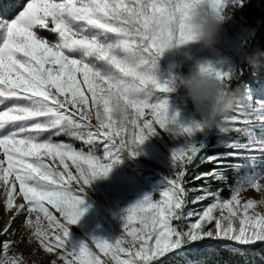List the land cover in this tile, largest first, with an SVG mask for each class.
<instances>
[{"label":"snow or ice","instance_id":"snow-or-ice-1","mask_svg":"<svg viewBox=\"0 0 264 264\" xmlns=\"http://www.w3.org/2000/svg\"><path fill=\"white\" fill-rule=\"evenodd\" d=\"M198 5L243 13L264 0H25L13 18L0 16V187L7 210L25 215L24 227L40 248L63 264H165L201 252H226L251 264L245 258L264 249V214L255 200H241L247 189L264 190V98L254 100L248 88L234 114L221 118L222 129L184 124L170 117L168 81L157 79L149 63L171 43L191 39L187 21ZM236 23L232 13L227 26ZM257 34L241 25L233 42L225 29L224 44L234 58L201 71L213 72L232 93ZM157 128L183 141L172 152L174 174L165 190L126 210L115 242L91 238L70 245L71 228L84 215L82 195L95 179L108 176L119 153L137 156L134 149L160 135ZM214 129L222 134L214 147L222 151L207 154ZM61 136L87 151L55 139ZM98 146L103 156L96 154ZM194 164L213 167L193 177L203 181L198 188H189L186 176ZM190 194L192 204L208 203L185 211ZM18 198L23 202L17 204ZM10 230L11 224L4 235ZM15 243L2 242L0 264H24L10 254Z\"/></svg>","mask_w":264,"mask_h":264},{"label":"rangeland","instance_id":"rangeland-1","mask_svg":"<svg viewBox=\"0 0 264 264\" xmlns=\"http://www.w3.org/2000/svg\"><path fill=\"white\" fill-rule=\"evenodd\" d=\"M226 10H229L231 14H236V25L234 27L226 26L227 36L233 42L236 41L241 25L256 29L253 22L259 24L258 21L251 20L248 9H245L243 13L239 9L228 8ZM241 15L243 19H241ZM42 34L50 40L56 39L53 34L46 31ZM223 49L226 57L232 59L227 51L232 54L233 52L225 44L223 45ZM191 52L197 58H211V54L203 51L199 46H192ZM172 64L180 65V68L176 71L178 74L185 76L189 74L190 69L193 67V63L187 61L182 54L174 55L166 52L160 61L161 71L164 74L161 82L167 79L169 66ZM248 88L251 89L254 100L264 98V87L262 84L257 86L248 85L239 102L244 99ZM166 98L169 101L170 117L176 116L184 124H191L194 121L192 118V105L189 104L188 107H185L181 94H167ZM157 131L160 132V135L146 140L140 148L134 149L138 154L137 156L133 157L128 151L119 153V162L112 165V170L108 176L96 179L95 183H92L88 189L87 194L101 197L103 208L110 218L89 197L82 195L84 203L80 206V210L84 215L78 224L71 228L68 241L70 245H79L81 242H85L91 238L115 242L123 232L126 221V210L138 201L143 200L145 196L152 195L158 197L159 192L165 190L167 180L171 179V172L174 169L172 152L182 146L183 141L176 140L159 128H157ZM55 139L71 143L77 150L84 149L87 151L86 146L81 142L69 139L66 136ZM96 154L103 156L102 146L97 147ZM260 167L264 168V163H261ZM71 170L75 174L74 167ZM261 183L264 184V181H261ZM73 187L78 189V185H73ZM249 199L255 200L258 204L257 211L264 214V204L260 203L264 201V190L257 192L254 189H247L241 192L242 202H247ZM6 202V193L4 188L0 187V255L3 254L2 242L6 239H11L16 241V243L12 247L10 254L21 256L24 264H53V262L55 264H63L59 260L58 255L46 253L40 248L39 244L32 237L31 230L24 227L25 215L17 216L15 209L11 211L7 210ZM21 202H23L22 198H18L16 201L17 204ZM199 209L201 208L199 207ZM50 210L60 218L59 213H55L54 209ZM31 219L35 221L36 214H31ZM41 222L47 227V221L42 215ZM9 224H11V230L9 235L5 236L4 230ZM213 231H215L214 228Z\"/></svg>","mask_w":264,"mask_h":264},{"label":"clouds","instance_id":"clouds-1","mask_svg":"<svg viewBox=\"0 0 264 264\" xmlns=\"http://www.w3.org/2000/svg\"><path fill=\"white\" fill-rule=\"evenodd\" d=\"M230 18L229 10L216 11L207 5L196 6L187 21L191 39L183 43H171L162 55L154 57L149 62L153 75L159 80L164 75L160 61L166 52L174 55L182 54L187 61L193 63V67L186 76L177 73L176 70L180 68V65L169 66L166 79L169 85L168 94H181L184 106L192 105L193 120L207 129H222L221 118L234 110L232 93L228 91L226 82L218 79L213 72L201 71L208 65L220 67L221 62L228 59L223 45L224 32ZM192 46H199L203 51L210 53L211 58H197L191 52ZM262 58H264V52L246 51L244 62L251 67H256ZM95 180L92 183H95ZM90 187L91 185L88 189Z\"/></svg>","mask_w":264,"mask_h":264},{"label":"trees","instance_id":"trees-1","mask_svg":"<svg viewBox=\"0 0 264 264\" xmlns=\"http://www.w3.org/2000/svg\"><path fill=\"white\" fill-rule=\"evenodd\" d=\"M24 2L25 0H0V5H2V7H0V16L6 17L9 19L13 18L14 15L20 10ZM248 10L251 15L250 16L251 20L258 21L259 24H257L256 22H253V25L255 26L258 34L255 36L254 39L250 41L249 46L246 49V51L252 52L255 50H259L260 52H264V5H259L257 7L248 8ZM227 52L232 58H234V55L231 52L229 51ZM242 67L244 68V75L240 78L239 81H234L232 84V98L234 101V109L237 103L239 102L240 98L244 95V92L248 85L257 86V85L262 84L264 87V84H263L264 58H262L259 61V64L256 67H251L247 63H244ZM232 114H234L233 111H231L227 115H232ZM224 126H227V125H224ZM221 138H222V135L219 134L214 129L211 137L209 138L210 147L207 151V154H213L216 151H222V149H217L214 147L217 140ZM196 163L198 164L199 161H197ZM212 167H213L212 165H205V166H201L197 168L195 164L193 166H190L188 169V174L186 176V180L189 183L186 185V187L198 188L203 183V181H193V177L197 175L198 173L209 171V169H211ZM173 174H174V169L171 172V178ZM228 175H229V183L235 185L236 183L235 176L231 172H229ZM219 187H222V185L213 184V189H216ZM192 195L194 194L189 195V203L185 211H188L190 209L198 210L199 207L202 208L204 205L208 203V201H204L203 204H192L191 203ZM86 196L89 197L97 205V207L100 210H102L103 213L106 214L110 218L109 214L103 208L100 196L89 195V194H86ZM222 196L224 198H228L230 196V191L228 188L224 189ZM262 252H264V249H257L256 253L253 256L247 257L245 259L249 260L251 264H260ZM185 259L206 261L207 264H242V259L240 257L231 256L226 252L215 254V255H209L207 253L201 252L200 254H190L188 257L177 256V257H173L170 260H167L165 264H184Z\"/></svg>","mask_w":264,"mask_h":264}]
</instances>
